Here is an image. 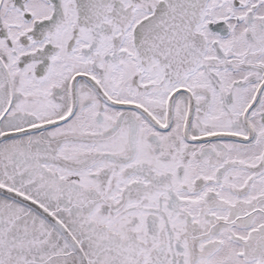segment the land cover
I'll list each match as a JSON object with an SVG mask.
<instances>
[{"label":"snow or ice","instance_id":"1","mask_svg":"<svg viewBox=\"0 0 264 264\" xmlns=\"http://www.w3.org/2000/svg\"><path fill=\"white\" fill-rule=\"evenodd\" d=\"M0 264H264V0H0Z\"/></svg>","mask_w":264,"mask_h":264}]
</instances>
